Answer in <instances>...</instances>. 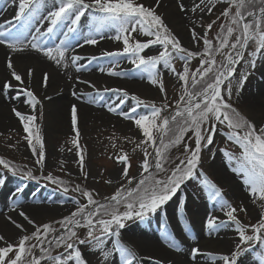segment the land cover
<instances>
[{
	"label": "snow or ice",
	"instance_id": "obj_1",
	"mask_svg": "<svg viewBox=\"0 0 264 264\" xmlns=\"http://www.w3.org/2000/svg\"><path fill=\"white\" fill-rule=\"evenodd\" d=\"M223 2L227 6L220 15L225 18L226 22L220 25L216 44L207 38V33L201 37L195 31V27L191 30L193 41L198 42L203 39L204 49L201 53L182 46L181 41L156 11L160 0H156L155 6H146L139 0H58V6H54L55 10L48 11L46 16L40 14L44 7L42 0H19L14 20L24 28V32L14 33L4 25H0V29H4L0 30V44L7 43L13 51H23L27 44H30L31 48L37 51L42 50L44 55L55 61L57 65L63 64L67 67L69 59L75 65L81 57L77 55L66 57L65 53L73 48V35H80L78 26L82 18L91 12L88 32L83 36L84 44L95 45L98 43L97 38L104 39L106 31L114 30L116 34L110 38L122 41L123 49L105 52L104 56L129 59L136 69L147 73L150 83L159 87L165 99L167 94L163 80L158 73V65L162 64L168 68L182 84L181 95L172 112H167L170 108L167 103L157 107L154 102L146 104L138 96H130L126 90L104 89L106 92L112 91L117 94L116 102L108 106L109 112H117L118 107L123 105L129 97L136 102L137 107L144 104L150 108L149 114L138 117L134 115L135 107L131 108L130 112L120 111L118 113L125 119L133 120L144 137L137 144V147L142 148L145 156L141 165V178L135 187L118 188L110 198H105L106 203L95 200L92 192L83 190L78 185L75 190L81 191L82 195L87 198V204L79 205L70 215L54 221L53 223L58 224L59 228L53 227L52 223L37 225L21 211L19 215L33 226L34 231L28 233L22 224L13 220L12 223L20 230L21 236L18 243L13 244L0 235V242H3V246H0V264H90L82 253L80 245L90 246L97 251L105 264L110 257L117 254L119 264H142L136 252L122 242L121 230L126 227L125 222L134 219L144 221L149 214H155L158 210L163 211V206L176 196L182 185L198 176L202 177L201 183L207 190L209 199L215 201L220 210L226 209L227 222L215 216L207 218L205 227L208 232L210 234L219 232L231 224L235 226L238 235V241L233 250L218 256L209 253V259L221 261L222 264H239L243 256L256 251V246L264 250V125L257 129L256 125L243 116L231 103L233 80H236V95H239L248 79L246 72H241L237 78L235 66L244 60L250 43L254 48L249 53L251 59L248 61V67H255L258 56L264 58V0H223ZM177 6L181 12L187 11L183 3H178ZM215 6L213 0H199L192 11L207 10L211 13ZM41 20H46L49 24L46 31L41 32V29L36 27L35 34L25 44L31 26L35 21ZM5 23L10 25L12 22ZM192 23L195 25V21ZM215 23V20L208 23L207 29L211 30ZM57 29L61 30L64 38L54 47L41 49V38L54 34ZM135 32L146 37H154V39L142 42L132 37V33ZM233 36H235L234 40ZM153 45H160L162 50L156 55H142L144 50ZM217 54L223 57L219 63L216 59ZM198 56L201 57L200 65L192 71L190 63ZM177 59L184 62L182 71H177L174 66V61ZM112 63L113 67L107 69L109 75L126 74L114 70L118 59L113 60ZM6 67L10 70L12 79L20 84L24 83L11 58L7 60ZM82 67L83 65L79 66L77 70L79 71ZM100 71L104 72L105 68L101 67ZM32 75L33 70L29 69L28 76ZM47 80L48 74L45 73L43 76L45 86ZM13 87L11 81H5L0 86V90H9ZM22 91L26 92L29 98L26 102L36 109L41 101L30 89H22ZM12 111L23 124L24 131L27 133L24 139L32 148L33 155L38 156L36 163L43 166L44 140L35 123L37 117L25 115L16 108ZM77 113L78 110L73 105L71 123L75 136L71 142L77 148L79 156L77 163L83 171L85 153L79 144ZM218 124L228 129L225 133L227 139L242 150L239 157L228 151L224 154L230 161L233 159L237 161L233 171L243 174L244 183L249 186L250 193L254 197L253 203L256 200L260 201L259 207L262 211L260 219L255 224L243 223L238 218L237 208L223 198L216 184L210 181L202 171H198L202 162L201 152L213 144ZM189 132L192 135L188 139H194V147L185 143V137ZM182 143L184 158L169 170L165 167L168 163L166 153ZM35 145H39V151ZM148 147L152 148V152L147 150ZM150 156L154 157L151 161L148 159ZM117 160L124 165L122 176L128 178V184L131 185L134 178H129L131 164L128 154L122 152ZM0 165L5 169L16 171L11 163L3 158H0ZM169 171L170 174L165 179L157 178L158 173ZM145 173L148 175H144ZM84 175L87 178V173ZM24 176L32 178V173L29 171ZM46 179L56 184H64V181L51 175ZM3 183L4 179L0 177V185ZM16 191L20 193L23 189L18 186ZM64 191L67 192L68 188L65 187ZM121 205L124 208L122 212L119 210ZM182 207L183 201H181ZM239 211L246 213L247 210L241 207ZM80 228L86 229L84 238L78 234ZM110 241L112 246L107 247ZM164 241L176 252L183 250L172 234L165 232ZM54 248H62L63 251L53 255ZM200 254L199 248H191L190 255L193 260ZM255 264H264V251L258 254Z\"/></svg>",
	"mask_w": 264,
	"mask_h": 264
},
{
	"label": "rangeland",
	"instance_id": "obj_2",
	"mask_svg": "<svg viewBox=\"0 0 264 264\" xmlns=\"http://www.w3.org/2000/svg\"><path fill=\"white\" fill-rule=\"evenodd\" d=\"M8 1L9 0L6 2ZM139 2L145 4L146 6H155L153 3H156V0H139ZM161 2L162 0H160V4ZM213 2L216 6L213 8L211 13L207 10L203 12L199 10L192 12V14L188 16L189 24L184 28L177 26L175 22L172 21L171 13H164L158 7L156 8V11L163 17L165 23L172 30L173 34L181 41L182 46L188 48L189 50L200 51L202 53L204 49L203 39H200L198 42L193 41L191 36L192 28L195 27V31L201 37L207 33V38L216 44V36L220 31V25L226 22L225 18L222 17L220 13L227 5L223 2V0H220V2L213 0ZM88 15L91 17L92 13L89 12ZM213 20H215L216 23L213 25L211 30H208L206 26ZM193 21H195V25H193ZM111 31L116 34L114 30ZM132 37L142 42L154 39V37H146L139 32L132 33ZM234 38L235 36L232 37L233 40ZM253 48L254 46L250 43L249 49L245 52L244 60L235 66L237 68L235 76L238 78L241 72H246L248 74V79L239 95H236L235 92L236 80H233L234 87L231 103L243 116L251 120L256 125L257 129H259L262 125H264V118H261L259 114L257 115L253 109L249 108L248 103L243 99L244 89L256 81V79L261 80L264 75V72H261L262 65H264V58H260L258 56L256 58L255 67H248V61L251 59L249 53L253 50ZM122 49V41H117V44L113 48L99 54L95 60H90L89 64L92 63L91 70L99 71L101 67L107 68V66L112 65L113 60L116 59H118V64L124 61L127 65L124 73H126L129 77L128 80L131 79L137 83L145 84L149 87V89H144L141 85H139L136 87H128L126 89L123 88V90L128 91L130 96H138L141 100L145 101L146 104L154 102L156 106L159 107L163 103H167L170 105L167 112H172L175 108L176 101L181 95L182 82L178 81L177 76L168 68H165L162 64L158 65V73L163 80L167 94L165 99V95L160 92L159 87L150 83L147 73L136 69L134 65L129 62V59L123 57L114 58L103 55L105 52H115ZM160 50H162L160 45H153L149 49L144 50L142 55H156ZM200 59L201 57L198 56L191 61L190 69L192 71H195V69L199 67ZM216 59L219 63L223 57L217 54ZM174 66L177 71H182L184 62L177 59L174 61ZM22 75L23 74H21V76ZM111 77L112 75H109L108 73L103 74V76L101 75L100 81L101 85L104 86V89H112L109 87ZM97 84H99V82H97ZM87 97L92 101L91 104H93L97 109L104 110L106 106H109L108 103H110L111 106L114 102H116L117 94L112 93L111 91L106 92L104 90H98L97 92L88 93ZM133 107L136 108L134 115L137 117L139 115L150 113V108L146 107L144 104L137 107L136 102L132 101L129 97L123 105L118 107L117 112H109L108 110L107 112L105 111L108 115L116 117L114 121L102 123L92 121L86 128L79 130V144L85 153V166L83 171L77 163L79 159L77 148L71 142L75 136V132L70 131L51 134L48 117L45 113L46 111L43 106H40V104L37 105L36 109H31V115L37 117L35 123L39 127L40 135L44 140L45 160L43 166L36 163L38 156L33 155L32 148L29 146L27 140L24 139L27 133H25L23 126H12L0 129V158L9 161L16 170L13 172L0 165V177L4 179V183L8 185L15 183V187L9 191L10 195L13 194L9 198L16 200L20 197V195H23L22 193L37 196L39 195L40 197L38 199V203H41L39 205L54 206L58 204L63 206H72L75 211L79 205L87 204V198L82 195L81 191L75 190L78 185L81 189L92 192L93 198L100 203H106L105 198H110L113 194H115L118 188L135 187L138 180L141 178V165L145 159L142 148L137 147V144H139L144 137L141 130L135 125L133 120L125 119L123 116L118 114L120 111L130 112ZM217 129L218 131L214 135L213 144L209 145L201 152L202 162L198 171H202L210 181L216 184V186L221 190L223 198L232 206L237 208L238 218L241 219L243 223L255 224L260 219L262 211L259 207L260 201L256 200L255 203H253V200L246 203L242 202L231 193V187L226 183L224 178V174L235 175L236 184H242L246 190L250 192L249 186L244 183L243 174L233 171L237 161L235 159L230 161L224 154L225 151H228L233 153L236 157H239L242 150L234 142L227 139L225 133L228 129L225 126L218 124ZM191 135V132L186 135L185 143L194 147V139H188ZM35 146L39 151V145ZM147 150L152 152L151 147H148ZM122 152L127 153L129 156L131 164V167L129 168V178H134L131 185L128 184V178L122 176V169L124 165L117 160V157L121 155ZM166 155L168 163L165 167L170 170L171 168H174L177 163H179L180 159L184 158L185 153L183 143L169 149ZM148 159L151 161L154 157L150 156ZM29 171L32 173V178H25L24 174ZM150 171L152 170L150 169ZM84 173H87V178H85ZM168 174H170V171L158 173L157 178L165 179ZM49 175L57 178L58 180L64 181V184H56L46 179ZM144 175L148 174L145 173ZM201 181L202 177L199 176L196 179L186 181L177 192L176 196L163 206V211L158 210L155 214H149V217L144 221H140L138 219L126 221V227L121 231L128 232L129 230L136 229V227H138L139 230L145 233L159 232L162 234L163 229L166 227V225H164V221H161L163 212L167 208L172 210L176 205H180L181 201H183V207L186 210L190 207L192 209H196L197 207L199 208L203 206V210L205 209L203 214L205 220H207L209 216H215L218 217L219 220L227 222V217L225 215L226 209L224 211L220 210L219 205L215 201L209 199L207 190L203 187ZM18 186L23 189L20 193H17L16 191ZM65 187L68 188L67 192L64 191ZM187 201L189 202L188 205ZM241 207L247 210L246 213L239 211ZM119 210L121 212L124 210L122 205L119 206ZM71 213L62 215H50L45 213L36 214V217H40L39 222H41L40 224H37L36 222V224L42 225L43 223H52L53 227L59 228V225L54 224L53 222L61 220L63 217L68 216ZM171 213H175V210H172ZM180 215L181 217L175 216V220L179 221L182 219L185 221V219L188 218V216H186L183 212L180 213ZM9 217L21 218L19 213L11 214ZM12 218H1L0 222L2 223H0V225L7 223L11 228L17 230L3 234L7 242L16 244L21 236V232L12 223ZM16 222L18 223L19 221L17 220ZM228 227L231 228L234 233V242L231 244L229 250L230 252L234 249L235 243L238 241V235L235 231L234 225L229 224ZM24 228L27 229L28 233L34 231L32 225L29 228ZM78 234L81 238H84L86 235V229H78ZM160 238H162V236H160ZM33 243H35V241H33ZM0 246H3V242H0ZM111 246L112 244L110 241L107 247ZM79 247L90 264H105L102 256L90 246L80 245ZM62 251V248H54L52 254L55 255ZM261 251L264 250H262L259 246H256V251L243 256L240 262L255 264L257 256ZM115 258L119 261V256L117 254L110 257L107 263L112 262ZM151 264H157V262H153Z\"/></svg>",
	"mask_w": 264,
	"mask_h": 264
},
{
	"label": "bare ground",
	"instance_id": "obj_3",
	"mask_svg": "<svg viewBox=\"0 0 264 264\" xmlns=\"http://www.w3.org/2000/svg\"><path fill=\"white\" fill-rule=\"evenodd\" d=\"M6 1L0 0V25H4L5 28L10 29L14 33L24 32V28L14 20L18 11L19 0ZM42 3L44 5L40 13L42 16H46L48 11L55 10L54 6H58V0H42ZM178 3H183L187 11L181 12L177 6ZM196 3H199V0H162L158 8L164 13H171L172 21L177 26L184 28L189 24L188 16L192 14V8ZM153 4L156 5L155 2ZM89 20V15L82 18L78 26L80 35H73V48L65 53L66 57H71L72 55L81 57L75 65L71 63L70 59L67 61V67H64L63 64L57 65L55 61L48 59L42 50L37 51L31 48L30 44H27V41L31 40L32 35L35 34L36 27H39L41 32L46 31L49 26L46 20L35 21L33 23L25 40L27 46L23 51H13L8 47L7 43L0 44V86L5 81H11L14 85L9 90H0V129L12 126H23L19 118L13 113V108H16L25 115H31L32 107L26 102L29 98L22 89H30L41 101L40 106H43L46 111L51 134L73 131L71 123V108L73 105L78 110L77 127L79 130L86 128L92 121L102 123L116 119V117L106 113L108 106L104 110L97 109L87 97V94L90 92L104 90V86L101 85L100 81L101 75L107 74V69L113 67V64L107 66L104 72L91 70L92 63L89 64L90 60H95L99 54L106 50L108 51L117 44L116 40L110 38L115 35L111 30L104 33V39L97 38V44H84L83 36L88 32ZM7 21H11L12 23L7 25L5 23ZM64 30L66 31V29ZM60 38H64L60 29H57L54 34H49L47 37L41 38V49L44 47H54L59 43ZM77 44L83 46L81 47ZM9 58H11L15 69L20 74H23V84L12 79L10 70L6 67ZM81 65L83 67L78 71L77 68ZM126 67V63L122 61L115 66L114 70L124 73ZM29 69L33 70L31 77L28 76ZM261 72H264V65H262ZM45 73L48 74L46 86L43 81ZM128 79L127 74L112 76L109 87L112 89H126L141 85L144 89H149L145 84ZM243 93V99L248 103L249 108L253 109L257 115L259 114L261 118H264V75L261 80L256 79V81L245 88ZM108 104L110 106V103ZM224 178L226 183L231 187V193L235 197L245 203L254 200L252 194L242 184H236L235 175L224 174ZM11 184L3 183V186L0 185V220L5 217L9 218V215L18 214L22 211L35 223L40 224V217H36V214L62 215L74 211L72 206L58 204L54 206L39 205L41 204L38 203L39 195L22 193L23 195L13 200L9 198L13 195H10L9 191L15 187V183ZM188 203L187 201V205ZM203 208V206L197 207L196 209L190 207L186 210L184 207L181 208L180 204L172 209L175 210L173 214L171 213L172 210L170 209V211L167 208L163 212L161 219V221H164V225H166L162 234L159 232L145 233L136 227V229L129 230L128 232L121 231V239L126 246L136 252L137 257L142 260V264H151L153 262H159L161 264H222L221 261L209 259L208 254L211 253L218 256L229 253L231 244L234 242L233 230L226 227L219 232L210 234L205 227L206 220L203 215L205 209L203 210ZM182 212L188 218L185 221L182 219L179 221L175 220V216L181 217L180 213ZM17 218L12 219L15 221L18 220V223L22 224L23 227L29 228L31 226L27 221H24L23 217H21L22 219ZM0 226V235L2 236H4V233L7 234L14 230L7 223ZM165 232L175 236L177 242L183 249L181 252H176L167 246L164 241ZM192 247L199 248L201 253L195 260L190 255ZM107 264H119V261L115 258ZM239 264L249 263L239 262Z\"/></svg>",
	"mask_w": 264,
	"mask_h": 264
}]
</instances>
